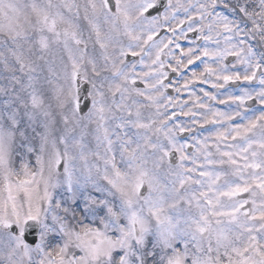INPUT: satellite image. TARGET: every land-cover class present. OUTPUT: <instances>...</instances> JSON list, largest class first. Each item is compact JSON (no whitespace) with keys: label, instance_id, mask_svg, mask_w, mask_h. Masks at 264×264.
Listing matches in <instances>:
<instances>
[{"label":"snow or ice","instance_id":"snow-or-ice-1","mask_svg":"<svg viewBox=\"0 0 264 264\" xmlns=\"http://www.w3.org/2000/svg\"><path fill=\"white\" fill-rule=\"evenodd\" d=\"M0 264H264V0H0Z\"/></svg>","mask_w":264,"mask_h":264}]
</instances>
